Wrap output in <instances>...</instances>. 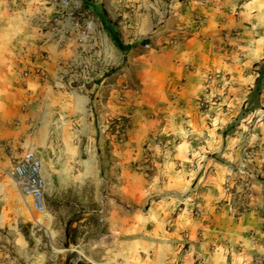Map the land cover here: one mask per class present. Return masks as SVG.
<instances>
[{
  "label": "crops",
  "instance_id": "obj_1",
  "mask_svg": "<svg viewBox=\"0 0 264 264\" xmlns=\"http://www.w3.org/2000/svg\"><path fill=\"white\" fill-rule=\"evenodd\" d=\"M14 1L0 0V47L9 49L16 31H25L19 41L31 40L28 54L43 52L33 56L30 69L39 67L46 77L29 73L2 104L18 113L16 132L27 123L45 127V151L56 150L65 160L64 166L43 170L41 163L45 196L51 193L60 201L65 188L70 205L83 206L78 198L92 192L94 214H78L72 221L94 219L106 224L98 237L68 239L70 249L60 243L64 238L53 243L79 256L89 248L101 250L106 261L97 264H258L257 258L264 260V88L257 100L251 98L257 76L253 65L264 59V0H252L250 6H239V0H108L109 14L121 16L118 38L127 46L125 65L114 73L109 67L120 59L118 49L97 16L98 49L91 58L73 40L59 45L43 39L38 24L31 31L28 24L16 29V18H25L27 10ZM232 29L240 32L228 37ZM253 31L262 33L251 37ZM18 55L20 63H28L25 55ZM70 63L80 69L78 82L73 81ZM125 81L130 87L122 90ZM120 93L126 97L124 102L115 98ZM248 106L253 107L250 115L238 118ZM126 112L131 113L128 137L119 151L115 149L120 163L142 158L147 134H159L172 147L164 164L100 166L99 156L113 140L106 133L109 119L112 123L113 117ZM8 126L9 120L0 123V158L7 157V149L14 163L28 150H13L17 149L14 135L4 138L10 135ZM237 167L249 176L250 196L245 210L235 217L226 210L222 184ZM113 175L117 184L112 190ZM112 191L117 193L116 208L110 200ZM196 198L202 215L192 217L187 211ZM128 204L147 210L125 214L121 206ZM59 219L41 215L36 221L0 214V228H12L15 222L37 223L47 235ZM169 220L174 227L167 234L158 225L146 228ZM1 239L28 244L19 231H0ZM103 239L109 240L108 245L100 244ZM9 252L0 243V264H14Z\"/></svg>",
  "mask_w": 264,
  "mask_h": 264
},
{
  "label": "rangeland",
  "instance_id": "obj_2",
  "mask_svg": "<svg viewBox=\"0 0 264 264\" xmlns=\"http://www.w3.org/2000/svg\"><path fill=\"white\" fill-rule=\"evenodd\" d=\"M15 0L16 6L18 3L21 6L25 7L24 9L27 10V14L25 18L17 17L15 20V26L17 28H22V26L29 25V31L32 28H36L37 25V18L40 15L45 14H52L54 9H52V2L50 0ZM78 2L81 1L82 7L86 10H89L94 16H97L100 20L103 21L105 27L108 26L112 29L115 33L117 38H120V26H121V16H111L105 6L108 0H102L101 3L94 4L91 0H77ZM42 2V4H41ZM246 4V6H250L252 4V0H239V6ZM39 7H45L40 9ZM45 10L47 13H44ZM129 11V10H128ZM133 12V7L130 8V13ZM129 13V14H130ZM238 16V14H236ZM250 17V13L248 15ZM96 18V17H95ZM26 23V25L24 24ZM120 23V24H119ZM253 23V21H252ZM181 29H178L180 31ZM251 31V30H250ZM16 36V41L10 44L9 49L7 47H0V123L3 121L9 120V126L11 128L10 135L4 138H11L14 135V142L15 147L17 149L15 152L19 151L21 148H24L28 151L33 152L38 156L42 163V170L44 168L49 169L53 166H64L65 160L60 158V153L56 150H52L46 152L44 149V135H45V127H41L39 124L31 125L27 123L22 129V132H16L18 130L17 124L14 123L17 121L16 117L18 113L13 112L12 110L6 109L5 101L8 100V92L13 89L14 85H17V82L23 83L24 78L27 76L25 75V71L21 69L22 64L19 62L20 58L18 57L19 50H26L29 48L28 41L31 40H20L19 36L24 34L25 31L19 29ZM239 29H232L228 33V37L237 36L239 34ZM29 33V32H28ZM262 32L260 31H253L251 37H258ZM108 36L111 38L110 34ZM118 38V39H119ZM112 39V38H111ZM175 38H172L171 41H175ZM224 37V41H225ZM22 41V42H21ZM113 41V40H112ZM21 42V43H20ZM114 42V41H113ZM149 43V42H148ZM18 44V45H16ZM26 45V46H25ZM116 49H118L117 57L120 56V59L116 63H112L111 67H109V71L111 73L116 72L117 69L123 67L125 64L126 59V52L121 51L114 42ZM16 46V47H15ZM146 45H144L145 48ZM145 48L149 50V45ZM15 48V49H14ZM21 48V49H20ZM120 51V53H119ZM14 53V56H13ZM86 55V54H85ZM5 71H10L9 75H6ZM257 75V73H256ZM9 76V77H8ZM11 76V77H10ZM78 82V81H76ZM126 82V83H125ZM124 84L121 86H126L125 89L127 90L129 86V82L125 81ZM183 83V79L180 80L178 84L175 85V91H179ZM261 85L264 88V74L261 77ZM218 96L214 97L217 98ZM118 99V96H115ZM126 100V97H124ZM124 100V99H123ZM123 100H119V102H124ZM253 107H247V109H243L238 118L244 119L246 115H250ZM130 112L124 113V115H117L111 119H109V125L106 128V133H110L113 137V140L110 147H107L102 155L99 156V163L100 166L110 169H117L120 166H128L130 168H138L139 166H148L151 167H158L165 163L169 152L171 151L172 147L171 144L166 141V139L159 135V134H147L144 143L142 144V152L143 157L140 159H130L129 161H125L123 164L120 163L121 157H119L116 151H119V146L126 142L128 137V131L130 129L129 119H130ZM13 120V121H12ZM124 125L125 133H124V140L122 143L118 142V136L116 134V126L117 125ZM97 127V124H96ZM13 129V130H12ZM1 130V128H0ZM98 130V128H97ZM7 132V129L4 130ZM2 137H0V140ZM3 142L0 141V144ZM108 146V145H107ZM115 146V147H114ZM99 150V149H98ZM99 150V152H100ZM9 151V150H8ZM6 149V158H0V214L4 215H11L15 217L23 218V216L28 217L30 220L34 219L36 221L39 220V216L45 215H56L59 216V222L52 224V226H56L55 230L47 229V235H44V229L40 228L38 224L33 223H22V222H15L11 224L12 228L5 227L0 228V231H19L24 234L27 245L23 246L19 243L18 240H6L1 239L0 243H3L7 247L10 248L9 257L13 260L14 264H97L101 261H106L105 256L101 254V250L96 248H89L85 254L81 253V255H77L76 253H71L70 251L64 250V246L67 249L68 247V239L71 241L72 238L76 237H98L99 232L105 230L106 224L101 222H96L94 219H90L88 221H84L83 223H75L73 222V218L75 215L78 214H94L92 212L95 209L92 205L94 203V197L92 192H84L83 199L78 198V202H84L83 206H71L69 194L66 192L65 188L62 191V196L59 200L54 199V195L51 193L46 194L45 201L46 207L43 212H37L33 209L30 197H24L19 190L14 185L13 181L7 176L5 170L9 168V164H13V158H8L10 156V152ZM12 153V152H11ZM10 160V162H9ZM229 183V191L226 189V185ZM249 183V176L243 167H237L234 170V175H229L223 180V193H224V203L226 205V210L234 215L235 217L242 213L246 208V201L250 196V185ZM117 184L115 176H112L111 179V188L113 190L114 185ZM117 193L114 191L111 192L110 200L111 204L114 208L118 207L117 202ZM193 203L190 208L188 209V213L192 217H197L202 215V210L200 206L197 204V198L192 200ZM113 208V209H114ZM121 210L125 214L133 215L137 214L140 215L142 212L146 211L147 208L135 206L128 204L127 206H121ZM178 212V208L175 213ZM70 217L71 219L69 222L65 223L64 221ZM145 221H143V226H145ZM136 223L135 225H137ZM130 225V223H129ZM158 225L159 231L167 234V231H171L173 229V220H169L168 222L164 223H153L152 225L148 224L147 229H151L152 227ZM75 226V227H73ZM78 226L84 227V229H78ZM75 228V229H73ZM84 230V231H83ZM177 232V231H176ZM51 239V242L48 240ZM60 241L64 246H56L53 241L56 239L62 240ZM108 239H103L100 244L103 246L108 245ZM108 242V243H107ZM258 264H264V260L260 258L257 260ZM113 262V260H111Z\"/></svg>",
  "mask_w": 264,
  "mask_h": 264
},
{
  "label": "built area",
  "instance_id": "obj_3",
  "mask_svg": "<svg viewBox=\"0 0 264 264\" xmlns=\"http://www.w3.org/2000/svg\"><path fill=\"white\" fill-rule=\"evenodd\" d=\"M50 1L52 2L54 12L48 15H40L37 18V24L43 33V39L49 38L59 45L65 44L68 40H73L82 54L95 58L94 54L98 49L95 16L89 10L82 7L81 4L76 5L74 0ZM147 47L146 45L145 48ZM19 52L20 55H25L28 58V63L21 62L25 66L24 71L26 76L29 73H33L39 78L46 77L45 70L35 66H32L30 69L29 64L33 61V56L43 54L42 51L28 54L27 50L22 49ZM69 67L73 81H78L82 77L80 69H76L73 63H70ZM125 87L123 86L122 90ZM118 99H124L122 93L119 94ZM116 127L118 142L122 143L126 129L122 124ZM5 172L19 192L24 197H30L33 209L37 212H43L46 207L45 181L41 173L40 159L33 152L25 151ZM226 189L229 191V183H227Z\"/></svg>",
  "mask_w": 264,
  "mask_h": 264
},
{
  "label": "trees",
  "instance_id": "obj_4",
  "mask_svg": "<svg viewBox=\"0 0 264 264\" xmlns=\"http://www.w3.org/2000/svg\"><path fill=\"white\" fill-rule=\"evenodd\" d=\"M106 30L108 31V33L110 34L112 40L115 42V44L117 45V47L121 50V51H126L127 50V46H124L121 44L120 40L117 38V36L115 35V33L112 31V29L108 26H106ZM257 76L255 79V84H254V89L251 93V98L253 101L257 100L259 94L261 93V77L264 74V59L262 61L261 64L255 63L253 65ZM257 105V102L254 103V106Z\"/></svg>",
  "mask_w": 264,
  "mask_h": 264
}]
</instances>
